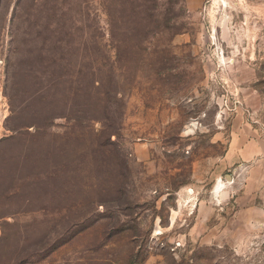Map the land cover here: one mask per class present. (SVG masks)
I'll return each instance as SVG.
<instances>
[{
  "label": "rangeland",
  "instance_id": "obj_1",
  "mask_svg": "<svg viewBox=\"0 0 264 264\" xmlns=\"http://www.w3.org/2000/svg\"><path fill=\"white\" fill-rule=\"evenodd\" d=\"M226 3L0 0V264H264V0Z\"/></svg>",
  "mask_w": 264,
  "mask_h": 264
},
{
  "label": "bare ground",
  "instance_id": "obj_2",
  "mask_svg": "<svg viewBox=\"0 0 264 264\" xmlns=\"http://www.w3.org/2000/svg\"><path fill=\"white\" fill-rule=\"evenodd\" d=\"M219 1H221L223 4H227V3H226V0H219ZM237 5H238V4H237ZM220 7H222V6H220ZM225 8H226V7H225ZM230 9H231V8H230ZM221 61L224 62V58H223V56L221 57ZM242 178H243V174L240 175V177H239V181H242ZM223 183H225L227 186H229V185L231 184L230 181L223 182ZM222 188H223V186H222V182H221V181H218L217 184H216V186L214 187L213 192H212L213 196H214V197H217L218 194H219V192L221 191ZM225 189H226V188H225Z\"/></svg>",
  "mask_w": 264,
  "mask_h": 264
},
{
  "label": "crops",
  "instance_id": "obj_3",
  "mask_svg": "<svg viewBox=\"0 0 264 264\" xmlns=\"http://www.w3.org/2000/svg\"><path fill=\"white\" fill-rule=\"evenodd\" d=\"M241 140H242V138L241 137H238V140L236 139V140H233V143H231V145H229V149H228V153L230 154V153H232V152H235L234 150H236L235 148H236V146H237V144H234V142H238V144H239V142H241ZM240 150V149H239ZM239 154L240 155H238V156H241L242 157V151H239ZM255 156V155H254ZM243 158V157H242ZM251 158H253V157H251ZM244 160V159H243ZM242 200V197L240 198H238L237 199V201L239 202V201H241ZM238 206H239V203H238ZM240 211H241V209H239ZM238 210V211H239Z\"/></svg>",
  "mask_w": 264,
  "mask_h": 264
},
{
  "label": "built area",
  "instance_id": "obj_4",
  "mask_svg": "<svg viewBox=\"0 0 264 264\" xmlns=\"http://www.w3.org/2000/svg\"><path fill=\"white\" fill-rule=\"evenodd\" d=\"M237 172V173H236ZM236 173V180L237 181H239V177H240V175H242L243 174V169H240V167H239V169L238 170H235L234 171V174ZM233 174V175H234ZM231 179H230V182H231V184L230 185H232V184H234V182H235V179H234V177H230Z\"/></svg>",
  "mask_w": 264,
  "mask_h": 264
},
{
  "label": "water",
  "instance_id": "obj_5",
  "mask_svg": "<svg viewBox=\"0 0 264 264\" xmlns=\"http://www.w3.org/2000/svg\"><path fill=\"white\" fill-rule=\"evenodd\" d=\"M230 179H231L230 176H227V181H230Z\"/></svg>",
  "mask_w": 264,
  "mask_h": 264
}]
</instances>
